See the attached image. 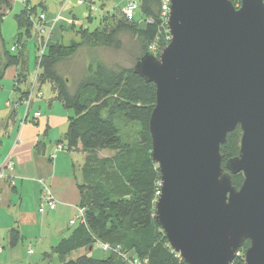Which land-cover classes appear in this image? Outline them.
I'll list each match as a JSON object with an SVG mask.
<instances>
[{"label":"water","instance_id":"water-1","mask_svg":"<svg viewBox=\"0 0 264 264\" xmlns=\"http://www.w3.org/2000/svg\"><path fill=\"white\" fill-rule=\"evenodd\" d=\"M166 26L168 44L132 67L155 86V224L184 264H231L246 242L243 264H264V2L169 0Z\"/></svg>","mask_w":264,"mask_h":264},{"label":"trees","instance_id":"trees-1","mask_svg":"<svg viewBox=\"0 0 264 264\" xmlns=\"http://www.w3.org/2000/svg\"><path fill=\"white\" fill-rule=\"evenodd\" d=\"M23 2L29 3V0ZM102 6L103 3L100 5L101 9ZM34 8L22 9L13 17L17 25L14 41L21 46L24 43L20 38V29L25 30L22 32L24 36L31 38ZM9 9V0H0V25ZM160 9L161 0H139L138 15L144 21L141 28L134 27L127 21H120L108 33L98 30L99 27L92 32L80 29L77 31L79 43L72 42L68 46L48 44L40 56L36 74L37 84L39 83L37 88L40 89L42 82L49 81L56 92V98L72 113L67 118L64 134L67 147L62 141L58 144L85 154L80 168L81 182L77 185L81 196L78 206L84 211V222L72 226L69 235L61 238L51 248L49 255H55L60 264H126L112 253H107L103 258L82 255L76 259H68L78 249H92L97 241L119 246L122 253L128 254L140 264H184L179 255L169 247L164 234L158 233L161 229L154 221V205L160 182L157 165L151 159L148 131L149 118L155 106L154 84L133 74L132 68L110 67L97 61L93 69L87 70L72 85L61 74L59 66L78 55L82 45L90 50L100 46L114 51L121 50L120 34L129 35L133 41L134 64L148 53L152 44L156 45L158 55L169 42L167 27L159 16ZM103 14L102 18L113 16V13ZM162 39L164 41L161 46ZM0 51V81L3 69L17 66L14 91L19 94L20 99L26 97L30 88L27 80L29 63L24 59L23 51L13 54L5 49L1 35ZM70 86H73V91ZM10 111L9 118H12L15 110ZM118 118L126 123L139 125L134 134L135 140L127 141L122 136L117 125ZM238 130L239 127L220 148L223 161L238 154ZM96 151H111L113 154L98 158L94 154ZM238 177L242 175L238 174L234 178L237 188L241 185L236 183ZM20 239L16 228L9 230L10 247H15Z\"/></svg>","mask_w":264,"mask_h":264},{"label":"crops","instance_id":"crops-1","mask_svg":"<svg viewBox=\"0 0 264 264\" xmlns=\"http://www.w3.org/2000/svg\"><path fill=\"white\" fill-rule=\"evenodd\" d=\"M9 2L15 5L13 8L16 10L18 7L16 1L9 0ZM22 8L23 5L20 11ZM41 12L45 14L43 8ZM55 19V17L47 19L45 14V26L50 25ZM3 22L0 25V35L5 42L4 34L1 32ZM56 22L49 44H62L63 36L61 30L56 29ZM15 27L17 31L16 23ZM31 39V42L35 43L34 36ZM33 47L27 42L24 44L23 57L29 65L35 55ZM16 73L17 66H9L3 69L0 81V162L6 156L14 162V170L11 173L14 184L9 185L7 180L0 181V243L2 246L0 264H60L55 255L49 254L51 248L61 238L68 236L72 230L68 222L75 213V207L81 202L77 185L81 182L80 168L84 163L85 154L80 151L81 161L74 163L73 154L76 150L64 148L56 152L55 158L50 160L49 156L60 140L52 142L47 134L49 130L56 127L55 124L59 121L55 120L59 119L52 114H43L39 107L33 110V103L29 118L22 126L19 125L24 108L19 94L13 91V78ZM8 81L11 82V86L8 90H4L3 83L6 85ZM12 102H16L15 106ZM49 102L51 101H48L47 105L51 110ZM11 109L15 110V115L9 118ZM35 111L41 114L37 119L32 118V113ZM39 180L49 186L57 201L56 208L43 215L37 212L40 198ZM11 211L12 213L8 215L7 213ZM12 228H16L21 237L15 247H10L8 243V232ZM31 244L35 247L33 250L30 249ZM91 250V248L78 249L72 252L68 259H76L82 255L91 256Z\"/></svg>","mask_w":264,"mask_h":264},{"label":"rangeland","instance_id":"rangeland-1","mask_svg":"<svg viewBox=\"0 0 264 264\" xmlns=\"http://www.w3.org/2000/svg\"><path fill=\"white\" fill-rule=\"evenodd\" d=\"M16 1V7L17 9L14 10L13 3L10 2V10L5 12V15L3 17V25L1 32L4 34V43H5V49H10L11 46L15 48L14 51H11L13 54H17L20 52V50H24V44L27 42L33 47V51L35 52V55L33 56L30 65H28V77L27 80L29 82V90L31 89V84L34 80L35 75L37 74L39 61H40V55H39V49L40 46L36 44V42H31V38L34 36V30L33 25L36 21L37 13H40L42 8L45 11V14L47 16V19H53L56 18V29L61 30L63 40L62 44L65 46H68L70 43L75 42L79 43L80 37L77 34V31L80 29H86L89 32L94 31L95 29L103 30L105 32H109L111 29L115 27V25L122 21L125 22L127 20L124 19L122 14V7L124 6V0H103L97 1L95 4L96 9L92 11H88L87 7L85 5H77L75 3V0H70L66 6L62 7V1L64 0H29V3L23 2V0H14ZM137 2L139 0H136ZM233 3V6L235 8H238L240 5V0H230ZM13 2V1H12ZM264 2V0H263ZM103 3L102 9L100 5ZM15 4V3H14ZM23 5L24 10H30L32 7L34 8L35 16H32V32H31V38L27 37V35H23L22 32H25L24 29H20L21 31V40L24 42L23 46L18 42L15 43L14 36L16 34V27H15V21L13 19L14 15L17 14L21 7ZM42 6V7H41ZM104 12H107L109 14L113 13V16H109L107 18H102L104 16ZM138 10L136 12L135 18L133 21H127L129 24L133 25L134 27L139 26L140 28L143 26L144 21L143 19L138 15ZM90 15V17H89ZM102 18V19H101ZM101 21V23H100ZM31 31V28H30ZM25 34V33H24ZM119 38L122 42V48L119 51H114L110 48L106 47H97L90 50L87 46L82 45L80 48V51L78 55L73 57L68 62H64L60 64V71L61 74L68 78L69 82L73 84H76L87 72L89 69H93L95 66V63L97 61L104 63L107 66L110 67H122V68H132L134 66V56H133V41L130 39L129 35L127 34H120ZM35 39V37H34ZM170 40V37H169ZM161 41V46L163 45ZM168 44V43H167ZM165 44L164 46H166ZM163 46V47H164ZM162 47V49H163ZM157 48V47H156ZM161 49V50H162ZM135 53V52H134ZM27 54V53H26ZM2 56V52L0 51V57ZM158 56V55H155ZM37 78V76H36ZM5 82V81H3ZM14 86L16 84V75L13 78ZM39 84V83H38ZM37 84V81H35V89L34 91L41 92L42 96L40 98H33V110H37L39 107L41 112L43 114H52L54 117L58 118L59 121L58 124L56 123V127L54 129L49 130L48 132V138L52 142L60 140L64 143V146L67 147L64 134L66 132V118L68 116H71V111L67 110L62 103L56 98V92L52 87V84L49 81H44L40 84V89L37 88L39 85ZM4 90H8L9 86H11V82H6V85L3 83ZM28 86V87H29ZM70 90L73 91V86H70ZM14 91V89H13ZM26 97L22 98L20 102L23 103ZM48 101H51V110H49L48 107ZM15 106V104H14ZM24 111H25V105L22 104ZM23 111V113H24ZM31 111V109H30ZM22 113V114H23ZM117 125L121 131L122 136L127 139V141H133L135 140V132L139 129V125L137 123H126L121 118L117 119ZM240 137L241 132L240 130L236 133L237 143H236V154L239 152V146H240ZM44 138V137H43ZM65 151V150H64ZM80 150L74 151L73 154V161L74 163H79L81 161V154ZM94 154L98 158H105L110 157L113 153L111 151H96ZM242 177H238L236 179V183L239 185L241 184ZM158 196V193H156V198ZM26 201V199H24ZM156 202V200H155ZM13 211V210H12ZM12 211L7 213L10 215ZM16 212V210H14ZM158 233H163L161 230H158ZM249 245L246 243L242 249L238 250V257L233 260V264H243L244 262V254L245 249ZM34 244L30 245V249L33 250ZM107 253H103L100 250L96 249L95 247L91 250V256L95 258H103L106 257ZM33 257V256H32ZM55 260V259H54ZM56 261V260H55ZM54 261V262H55Z\"/></svg>","mask_w":264,"mask_h":264},{"label":"built area","instance_id":"built-area-1","mask_svg":"<svg viewBox=\"0 0 264 264\" xmlns=\"http://www.w3.org/2000/svg\"><path fill=\"white\" fill-rule=\"evenodd\" d=\"M69 1L70 0H64L62 2V7L66 6ZM97 1L98 0H75V3L77 5H85L88 11H92L96 9L95 4ZM137 10H138V2L136 0L124 1V6L122 7V14L125 20L133 21ZM168 13H169V0H161V9L159 16L161 18V21H163L165 25L168 19ZM55 21L56 19L53 20L50 25L45 26L46 25L45 14L43 12L37 14L36 21L34 22L33 25V30H34L35 42L40 46L39 49L40 56L44 53L47 45L49 44L50 35L53 30ZM14 50L15 48L12 47L11 51ZM156 51H157L156 45L152 44L149 47L148 53L152 55H157ZM35 81H36V75L31 84V89L29 90L25 100L23 101V104L25 105V111L23 117L21 118V121L19 122L20 126H22L25 123V121L29 118L30 108L32 105L33 98L34 97L40 98L42 96L41 92H38L36 90L34 91ZM40 116L41 114L38 111L32 113L33 119H37ZM63 149L64 146L62 144H57L55 146L54 152L49 156V159L50 160L54 159L55 153L62 151ZM13 170H14V162L9 156H6L0 162V181L7 180L9 185H13L14 181H13V176L11 175ZM38 183L40 185V198L37 205V212L43 215L48 211L54 210L56 208L57 201L52 195L51 190L47 184H45L42 180H39ZM82 222H84V211L81 207L77 206L75 207V213L72 216V218L69 220L68 225L72 227L75 224ZM93 247H95L96 249L100 250L103 253H112L116 255L126 264H140L136 259L132 258L128 254L122 253L119 246H110L107 243H102L97 241L94 243ZM1 250H2V246L0 243V252ZM29 253H31V251H29ZM236 257H238V253Z\"/></svg>","mask_w":264,"mask_h":264},{"label":"bare ground","instance_id":"bare-ground-1","mask_svg":"<svg viewBox=\"0 0 264 264\" xmlns=\"http://www.w3.org/2000/svg\"><path fill=\"white\" fill-rule=\"evenodd\" d=\"M16 102H12V104H15Z\"/></svg>","mask_w":264,"mask_h":264}]
</instances>
